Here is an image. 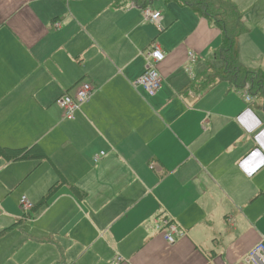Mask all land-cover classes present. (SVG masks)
Here are the masks:
<instances>
[{
	"label": "crops",
	"instance_id": "1",
	"mask_svg": "<svg viewBox=\"0 0 264 264\" xmlns=\"http://www.w3.org/2000/svg\"><path fill=\"white\" fill-rule=\"evenodd\" d=\"M234 1L249 27L240 60L264 70V0ZM154 4L161 27L129 0H0V146L47 156L0 157V264H248L264 239L260 101L227 82L182 93L223 34L190 7ZM155 44L166 57L150 96L134 81ZM83 82L93 96L67 119L56 100ZM61 178L75 190L21 209ZM167 218L186 231L175 244Z\"/></svg>",
	"mask_w": 264,
	"mask_h": 264
},
{
	"label": "trees",
	"instance_id": "2",
	"mask_svg": "<svg viewBox=\"0 0 264 264\" xmlns=\"http://www.w3.org/2000/svg\"><path fill=\"white\" fill-rule=\"evenodd\" d=\"M123 0H114L119 5ZM140 8L152 7L157 0H129ZM166 3L176 2L190 7L198 15L214 21L223 34L222 45L215 52L212 60L208 61L203 74L199 75L192 84L186 86L181 92L186 93L194 89L198 94H205L209 89L220 82H227L230 90L247 93L256 101H260V108L264 110V70L261 68H249L240 60V37L249 31L244 14L234 0H164ZM215 60L221 61L217 65ZM0 157L7 162L24 159L44 160L47 156L38 146L25 149H11L0 146ZM59 180L52 185L49 191L36 203L31 212L46 206L55 194ZM32 217V216H31ZM41 241L51 242L50 237L41 238Z\"/></svg>",
	"mask_w": 264,
	"mask_h": 264
},
{
	"label": "built area",
	"instance_id": "3",
	"mask_svg": "<svg viewBox=\"0 0 264 264\" xmlns=\"http://www.w3.org/2000/svg\"><path fill=\"white\" fill-rule=\"evenodd\" d=\"M163 18L160 10H154L150 7L145 8V19L161 27V20ZM59 26V23L56 24ZM166 54L164 50L157 44L146 52V68L145 71L134 81L135 87H142L147 94L153 96L159 92L163 83V76L158 69V65L165 60ZM190 58L195 60L196 56L191 53ZM94 93V87L90 82L81 83L73 94L64 93L57 98V104L62 108L64 117L67 119L75 118L81 107L90 101ZM245 99L247 102H252L253 98L245 92ZM98 159V156L95 158ZM21 207L25 212H31L34 203L27 197L23 196L20 200ZM162 227H160L166 240L175 244L178 238L186 235V231L181 228L176 222L168 218L163 220ZM120 259V258H119ZM246 260L248 264H264V239L256 243L247 251Z\"/></svg>",
	"mask_w": 264,
	"mask_h": 264
},
{
	"label": "rangeland",
	"instance_id": "4",
	"mask_svg": "<svg viewBox=\"0 0 264 264\" xmlns=\"http://www.w3.org/2000/svg\"><path fill=\"white\" fill-rule=\"evenodd\" d=\"M157 2H158V4L159 5H163V7H168V5H170V4H176L175 2H169V3H166L164 0H157ZM155 6H156V4H154ZM153 6V5H152ZM154 7V6H153ZM151 9H153V8H151ZM164 10H167L166 8H163ZM60 181H61V184L58 186V189L56 190V192H55V194L52 196V198L51 199H53L57 194H58V192H59V190L61 189V187L63 188V187H67L70 191H74L75 190V185H73V184H67V183H65V180H63L62 178L61 179H59ZM58 180V181H59ZM57 181V182H58ZM56 182V183H57ZM23 196H25V197H27L28 198V196L27 195H23ZM22 196V197H23ZM29 199V198H28ZM30 200V199H29ZM31 201V200H30ZM34 203V202H33ZM35 204V203H34ZM47 206V205H46ZM21 207V206H20ZM21 209L23 210V208L21 207ZM10 229L9 230H7L9 233H12V232H14L17 228H18V226L15 224V225H12V226H10L9 227ZM14 234L12 235V238H14ZM21 253V251L19 252V251H14L13 252V256H16V255H18V254H20ZM47 256H48V253H47ZM64 264V263H63Z\"/></svg>",
	"mask_w": 264,
	"mask_h": 264
}]
</instances>
